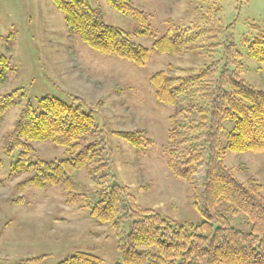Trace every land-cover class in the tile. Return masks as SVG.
Listing matches in <instances>:
<instances>
[{"label":"rangeland","instance_id":"1","mask_svg":"<svg viewBox=\"0 0 264 264\" xmlns=\"http://www.w3.org/2000/svg\"><path fill=\"white\" fill-rule=\"evenodd\" d=\"M85 1L101 11L107 25L129 33L148 49L170 28L201 31V35L187 46L188 52L174 57L154 55L150 64L138 68L100 54L77 34H70L64 15L51 0H0V59L5 58L9 66L0 85V104L12 103L0 117V264H61L79 253L97 257L101 264H123L120 238L122 232L129 233V222L119 235L93 217L85 204L69 202L72 194L63 187L32 186L31 174H12L19 153H8L10 137L21 114L29 108L38 111L41 99L74 102L92 114L108 143L105 152L111 150L117 184L134 196L138 207L180 227L199 225L204 218L195 208L192 186L168 167L169 118L175 109L156 101L151 76L174 70L184 76L186 70L205 68L222 60L233 42L243 56L237 65L240 78L264 91V65L251 59L244 44L258 34L253 26L264 32V0H127L146 15L144 26L109 0ZM233 127L234 121L225 123L223 144ZM122 133L142 135L151 145L139 149ZM32 145L36 160L71 157L51 142ZM224 165L240 183L256 181L264 195V153L228 151ZM104 176L76 171L72 175L78 188L75 198L85 195L91 205L97 202V192L112 183ZM231 226L251 230L250 222L239 216L231 218Z\"/></svg>","mask_w":264,"mask_h":264},{"label":"trees","instance_id":"2","mask_svg":"<svg viewBox=\"0 0 264 264\" xmlns=\"http://www.w3.org/2000/svg\"><path fill=\"white\" fill-rule=\"evenodd\" d=\"M51 1L64 15L70 34H77L94 51L138 68L150 64L154 55L174 57L188 52L187 46L201 35V31L170 28L148 49L129 33L107 25L101 11L85 0ZM109 1L121 13L147 25L146 15L133 9L127 0ZM252 30L258 34L244 44L251 59L264 65V32L260 26ZM242 59L231 42L222 60L205 68L186 70L184 76L174 74L178 70L159 71L150 78L156 101L175 109L169 118L168 167L194 189L195 208L203 223L176 227L160 214L138 207L134 196L115 181L111 150L105 152L108 143L103 141L93 115L74 102L43 98L38 111L28 107L21 114L9 140L8 153H19L12 174H31L28 182L32 186L63 187L72 194L69 202L85 204L93 217L112 226L119 235L129 222V233L122 232L120 238L123 264H264L263 187L254 180L240 183L224 165L228 151L264 153V91L240 78L237 65ZM0 65H4L1 85L9 66L5 58L0 59ZM4 102L0 104V117L12 105L11 100ZM228 121H234V127L227 144H223L221 134ZM121 137L139 149L151 145L139 134L122 133ZM39 142L65 148L71 157L36 160L32 144ZM82 169L91 175L102 173L112 181L109 189L97 192L98 200L93 205L85 195H73L78 188L72 175ZM223 205L227 210H222ZM233 216L248 220L251 230L233 228ZM61 264H101V260L79 253Z\"/></svg>","mask_w":264,"mask_h":264}]
</instances>
